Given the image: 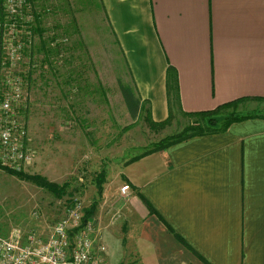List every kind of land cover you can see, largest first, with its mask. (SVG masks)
I'll return each instance as SVG.
<instances>
[{
	"label": "crops",
	"instance_id": "0c3cea01",
	"mask_svg": "<svg viewBox=\"0 0 264 264\" xmlns=\"http://www.w3.org/2000/svg\"><path fill=\"white\" fill-rule=\"evenodd\" d=\"M98 3L153 121L168 116V66L184 112L264 98V0ZM119 174L126 193L102 194L92 214L105 264H264L263 117L127 160Z\"/></svg>",
	"mask_w": 264,
	"mask_h": 264
},
{
	"label": "rangeland",
	"instance_id": "374dc122",
	"mask_svg": "<svg viewBox=\"0 0 264 264\" xmlns=\"http://www.w3.org/2000/svg\"><path fill=\"white\" fill-rule=\"evenodd\" d=\"M28 1L35 15L33 42L9 69L22 77L24 101L14 115L24 124L31 151L17 172L57 184L66 181V186L58 197L0 165V234L13 227L45 233L74 202L82 211L93 200L97 205L102 194L122 183L124 162L192 120L205 122L177 111L162 128L148 126L144 112L130 117L117 82H128V74L98 0ZM56 44L50 51L48 45ZM263 113L264 100L245 99L215 111L211 119L220 125L237 115Z\"/></svg>",
	"mask_w": 264,
	"mask_h": 264
},
{
	"label": "built area",
	"instance_id": "2783aa9c",
	"mask_svg": "<svg viewBox=\"0 0 264 264\" xmlns=\"http://www.w3.org/2000/svg\"><path fill=\"white\" fill-rule=\"evenodd\" d=\"M0 7V165L19 171L31 151L25 145L24 124L14 115L24 101L22 77L9 69L32 45L35 15L28 0H2ZM126 189L120 186L119 194ZM82 215V206L74 202L45 234L16 227L0 234V264H105L104 246L93 247V221L81 223Z\"/></svg>",
	"mask_w": 264,
	"mask_h": 264
},
{
	"label": "trees",
	"instance_id": "16d2710c",
	"mask_svg": "<svg viewBox=\"0 0 264 264\" xmlns=\"http://www.w3.org/2000/svg\"><path fill=\"white\" fill-rule=\"evenodd\" d=\"M1 1L2 0H0V4H1ZM57 45L58 44L54 45L53 47H50L48 45V48L50 49V51H52L51 48H57ZM167 69L168 70L170 69L172 71V74L170 76H169V73L166 74V98H167V104H168V116L164 120L158 121V122H155L150 118L148 109L145 106H143L142 103H140V100H139L138 96L135 95L134 89L131 86L130 82H123L120 79L117 80L120 95L122 97V100L124 102V105H125L128 113H129L130 117L136 118L141 112H144L145 116L143 117V119L148 126H150V127L155 126V127L162 128L169 122L171 112L177 111L180 115L185 116V117H190V118L204 117L205 122L203 124V123H199L197 120H192L191 123L186 124V126H184V128L179 133L162 137V139H160V141L158 143H154V145L151 149H149V150H147L141 154H138V155L131 157L128 161L137 159L141 155H144V154L149 153L151 151L162 149V148H164L170 144L184 140L190 136L202 134L205 132H212V131L224 129L232 121H236V120L246 118V117H250V116H259V117L264 118V113L263 114L245 115V116L244 115H237V116L230 118V119H223L221 124H220L221 126L218 125L214 119H211L212 118L211 116L215 111H217V110H219L225 106L234 104L240 100H244L245 98H243V99L237 98V99L225 102V103H221V104L217 105L216 107H214L213 109H210V110L197 111V112H184V111H182L179 107V99H178V94H177V89H176V81H175V72L172 69V67L168 66ZM253 99L264 100V98H261V99L260 98H253ZM5 169H7V168H5ZM6 171L13 173V174H16L17 176L29 179L32 182H34L36 185H38L39 187L44 188L45 190H47L51 194H54L55 196H58V197L61 196V194L63 193V190L66 186V181L61 183V184H57L55 182L47 180L43 176L27 175L25 173H24L25 174L24 175L21 172H17V171L10 170V169H7ZM102 182H103V178H102L101 174L97 175L95 187H96V192L98 195L101 193V183ZM96 203H97V201L93 200L89 204V207L86 210H83L81 223H83L85 220L91 218V216L95 210Z\"/></svg>",
	"mask_w": 264,
	"mask_h": 264
}]
</instances>
